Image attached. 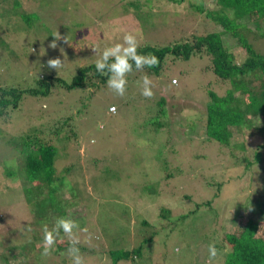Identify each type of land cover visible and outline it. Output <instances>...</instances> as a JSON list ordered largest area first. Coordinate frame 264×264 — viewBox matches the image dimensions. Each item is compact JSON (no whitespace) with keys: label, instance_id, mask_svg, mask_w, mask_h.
Wrapping results in <instances>:
<instances>
[{"label":"rangeland","instance_id":"obj_1","mask_svg":"<svg viewBox=\"0 0 264 264\" xmlns=\"http://www.w3.org/2000/svg\"><path fill=\"white\" fill-rule=\"evenodd\" d=\"M118 1L38 0L36 12L28 20L21 19L23 23L10 14L1 17L4 37L0 35V41H15V54L20 52V62L26 63L19 65L12 59L0 64L1 86L30 88L34 77L42 75L47 57L64 60V67L59 73L46 72L68 79L79 67L95 65L94 48L102 52L122 42L128 32L137 36L139 47L163 48L184 35L178 8L164 2L136 13ZM104 3L111 4L109 9ZM57 32L62 39L52 49L49 45ZM251 42L264 54V39ZM234 49L241 50L236 44ZM197 57L172 61L167 56L162 76L149 77L151 99L141 95L138 82L144 75L132 71L123 97L107 86L98 92L74 90L46 98L25 95L23 103L2 115L9 117L8 125L0 128V212L5 217L0 222V256L4 264H22L19 255L25 264H70L67 238L58 239L51 255H41V225L51 227L60 216H69L88 229L76 233L85 264H209L210 244L222 245L211 264H224L230 251L227 235L238 234L250 219L264 223L258 207L264 200V149L263 159L255 158L264 141L263 132L257 130L264 119L237 132L246 140L245 151L210 138L206 115L197 106L202 108L208 101L209 90L222 91L215 75L204 71L208 58ZM160 100L166 101L163 114L157 107ZM111 106L116 107L115 113L110 112ZM45 128L59 130L63 139L57 144V180L52 188L30 182L20 155L23 135ZM70 131L76 133L74 139L67 138ZM244 158L251 162L249 166ZM39 191L47 200L63 201L62 211L53 209L46 220L38 221L33 213L38 209ZM208 201L211 206L203 205ZM198 205L203 206L198 209ZM162 209L169 211L173 223L163 224ZM157 230L141 257L114 262L111 252L137 248Z\"/></svg>","mask_w":264,"mask_h":264},{"label":"trees","instance_id":"obj_2","mask_svg":"<svg viewBox=\"0 0 264 264\" xmlns=\"http://www.w3.org/2000/svg\"><path fill=\"white\" fill-rule=\"evenodd\" d=\"M37 1L0 0V18L10 14L15 20L23 23L21 19L28 20L31 14L36 12L33 8L37 7ZM118 2L122 6L126 5V9L131 7L137 10L136 13L142 12L144 8L149 10V8L157 7L158 3L164 4V2L179 9V20L183 21L185 26L184 35L163 48L154 44L139 47V54L151 53L157 56L159 65L153 68L146 67L142 71H137L133 65V71L148 77L160 78L167 56L171 57L172 61H188L197 56L203 60L204 57H207L208 63H206L204 71L212 72L215 75V84L222 91V93H217L214 90H209L208 101L203 104L202 108L197 106L199 111L206 115L208 136L215 138L223 145L233 147L235 150L245 151L246 140H241L237 132L242 133V128H252L256 121L264 119V54L259 52L251 42L252 39H264V0H210L208 5L206 0H198V2L194 0H120ZM104 4H107L104 7L109 9L111 4ZM101 7L102 5L100 9H102ZM120 13L124 14L122 11ZM130 13L135 14L134 10H131ZM4 20L8 21L9 19ZM96 34L99 35L100 31H97ZM14 43L15 41L11 40L0 41V64L7 65V62H11L12 59L19 65L26 64L24 61L20 62V60L22 61L20 52L15 54L12 47ZM235 44L241 48L240 51L233 50ZM50 70L47 64L44 65L42 75L38 76L41 73L39 72L34 77L33 85L28 89L23 90L14 86L4 87L0 84V118L3 117L2 115H8L12 108L23 103L25 95L46 98L54 93L70 94L74 90L98 92L106 86L107 77L98 73L95 65L79 67L76 73L68 79L56 76L55 71L52 74L46 72ZM165 102V100L157 102L159 114L160 112L164 113ZM8 118H4V121L0 122V128L1 125L3 127L8 125ZM67 124L66 121L63 126L65 127ZM159 129L157 128L158 133ZM257 130L264 134V124ZM60 134L59 130L51 131L47 128L41 131L37 130L25 138L26 134H24L22 146L17 145L21 146L20 155L24 156L25 171L31 183L38 182L51 188L56 183V163L59 151L57 144L63 141ZM67 134L68 139H74L76 133L70 131ZM263 149L264 141L255 151L256 160L263 159ZM244 160L245 166H249L251 163L249 159L244 158ZM37 186L38 184L35 187ZM38 188L41 189V186L39 185ZM36 200L38 209L35 208L33 214L38 221L46 220L53 209L62 211L60 208L63 201L47 200L41 191H39ZM39 202H41L40 207ZM203 205L211 206L212 201ZM203 205H198L197 208L199 209ZM258 207L260 212L264 213V200H261ZM160 214L163 224H166L167 221L173 223L168 218L169 211L167 209H162ZM184 218L185 216H182L179 220ZM4 220L5 217L0 212V222ZM143 224L148 225L149 223L143 222ZM156 234H158V230L152 237L145 238L137 248L111 252L115 258L114 262L141 257L144 247L153 242ZM227 243L230 251L224 259V264H264V223L253 219L247 220L238 234L227 235ZM215 246L219 249L222 247V245ZM58 247L63 248L61 245ZM18 258L22 264H25L22 255H19ZM0 261L5 263L1 256Z\"/></svg>","mask_w":264,"mask_h":264},{"label":"clouds","instance_id":"obj_3","mask_svg":"<svg viewBox=\"0 0 264 264\" xmlns=\"http://www.w3.org/2000/svg\"><path fill=\"white\" fill-rule=\"evenodd\" d=\"M53 37H55V40L49 46L52 49H56L57 41L61 40L62 37L59 32L54 34ZM138 47L139 42L137 36L128 32L123 36L122 42L106 47L102 52H99L95 48L93 49L98 56L94 61L96 71L107 77V88L120 97L126 94L127 76L132 73L133 65H135L137 71H142L146 67L153 68L159 65V58L157 56L151 53L147 55L139 54ZM47 67L59 73L60 69L64 67V60L62 61L60 58L49 59L47 61ZM138 83L141 85V95L146 99H151L154 95L152 91V80L147 75H144ZM173 83L177 84L178 82L174 79ZM112 107H110V112H115L117 110L115 109L116 107ZM78 231L87 233L88 229L81 228L79 223L69 216L56 217L51 227L48 223H43L41 225V243L43 245L41 255L45 257L51 255L58 239L67 238L69 241L67 254L70 258V264H85L78 247L80 243L79 237L76 234ZM218 255L219 252L215 244H210L208 246L209 264Z\"/></svg>","mask_w":264,"mask_h":264},{"label":"built area","instance_id":"obj_4","mask_svg":"<svg viewBox=\"0 0 264 264\" xmlns=\"http://www.w3.org/2000/svg\"><path fill=\"white\" fill-rule=\"evenodd\" d=\"M112 108H113V107H112ZM115 109H116V108H115ZM116 111H117V110H116ZM116 111H115V112H116ZM111 112H112V111H111ZM115 112H112V113H115Z\"/></svg>","mask_w":264,"mask_h":264}]
</instances>
